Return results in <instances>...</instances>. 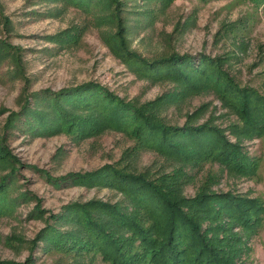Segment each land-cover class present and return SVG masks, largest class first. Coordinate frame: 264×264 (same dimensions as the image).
Here are the masks:
<instances>
[{"label":"rangeland","instance_id":"374dc122","mask_svg":"<svg viewBox=\"0 0 264 264\" xmlns=\"http://www.w3.org/2000/svg\"><path fill=\"white\" fill-rule=\"evenodd\" d=\"M98 1L79 7L69 0H0V147L18 161L10 181L5 177L9 165H0V180H7V205L0 211L2 262L24 264L32 255L36 264H66L69 259L46 250L44 244L32 245L52 223L51 215L74 203L121 198L110 187L79 184L71 175L114 164L132 142L113 130L82 139L47 132L53 125L51 96L93 84L142 104L174 87L171 81L140 77L112 54L104 37L117 29L110 15L119 14L128 49L147 62L173 53L194 61L206 55L220 59L222 69L241 87L264 95V0H176L167 10L156 0H116L114 5ZM3 45L10 53L3 54ZM204 104L208 111L197 123L212 119L227 140L236 142L227 131L236 118L211 92L163 109L161 115L166 122L182 125L184 112ZM241 142L257 160L256 176L220 174L217 165H206L185 187V195L193 197L202 179L215 173L212 192L264 201V135ZM134 159L138 169L162 161L152 151H141ZM259 225L255 234L232 227L234 240H240L237 252H243L242 242L245 246L240 264H264V212Z\"/></svg>","mask_w":264,"mask_h":264},{"label":"trees","instance_id":"16d2710c","mask_svg":"<svg viewBox=\"0 0 264 264\" xmlns=\"http://www.w3.org/2000/svg\"><path fill=\"white\" fill-rule=\"evenodd\" d=\"M69 1L84 7L90 0H85L87 4L83 0ZM104 1L111 5L116 2ZM175 1L156 0V5L167 10ZM98 4H103V0ZM109 19L117 28L104 34L112 54L140 77L171 81L174 87L142 104L121 99L93 84L62 89L51 96L54 116L47 132L60 131L82 139L113 130L123 133L132 145L114 164L71 175L79 184L110 187L121 198L115 202L91 200L64 206L58 214L51 215L52 223L38 233L32 245L44 244L46 250L69 259L66 264H240L246 254L245 246L242 242L243 252H237L240 240H234L232 227L237 225L255 234L264 201L212 192L218 178L215 173L202 179L193 197L186 196L184 189L206 165H217L220 174L256 176L257 160L247 154L241 141L264 135V95L241 87L222 69L220 59L206 55L194 61L189 55L173 53L147 62L128 49L119 14L114 13ZM10 49L3 45L1 51L8 54ZM205 92L216 95L235 116L236 121L228 125L227 131L237 138L236 142L227 140L212 119L197 123L208 111V104L184 112L182 125L166 122L162 117L163 109L178 107ZM63 103L73 110H67ZM141 151L154 152L161 163L138 169L133 162ZM17 162L6 147H0V165H9L5 175L9 181L15 175ZM2 179L0 208L7 205V180ZM24 264L36 261L31 255Z\"/></svg>","mask_w":264,"mask_h":264}]
</instances>
